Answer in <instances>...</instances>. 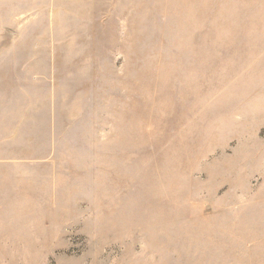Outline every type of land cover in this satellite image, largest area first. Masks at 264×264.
Instances as JSON below:
<instances>
[{
	"label": "rangeland",
	"instance_id": "374dc122",
	"mask_svg": "<svg viewBox=\"0 0 264 264\" xmlns=\"http://www.w3.org/2000/svg\"><path fill=\"white\" fill-rule=\"evenodd\" d=\"M0 264H264V0H0Z\"/></svg>",
	"mask_w": 264,
	"mask_h": 264
}]
</instances>
